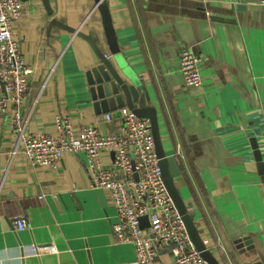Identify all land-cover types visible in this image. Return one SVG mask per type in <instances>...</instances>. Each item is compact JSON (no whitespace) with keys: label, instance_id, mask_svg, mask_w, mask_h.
<instances>
[{"label":"crops","instance_id":"crops-1","mask_svg":"<svg viewBox=\"0 0 264 264\" xmlns=\"http://www.w3.org/2000/svg\"><path fill=\"white\" fill-rule=\"evenodd\" d=\"M107 3L118 55L95 0H50L52 14L43 0L24 1L14 26L33 70L24 116L38 97L27 130L55 134L60 114L76 131L119 127L118 120L103 119L107 113L90 96L86 71L98 55L57 20L92 36L115 67L122 62L136 73L157 109L175 186L222 264H264V163L253 145L257 140L264 159V6L259 0ZM182 48L201 58L200 87L185 85ZM16 135L0 114V264H129L135 248L113 235L114 198L91 183L85 154L66 152L54 168L32 164L20 153L11 157ZM18 214L27 222L23 230L16 229ZM32 243L37 253H24Z\"/></svg>","mask_w":264,"mask_h":264},{"label":"built area","instance_id":"built-area-1","mask_svg":"<svg viewBox=\"0 0 264 264\" xmlns=\"http://www.w3.org/2000/svg\"><path fill=\"white\" fill-rule=\"evenodd\" d=\"M259 3L264 6V0ZM24 9L23 0H0V114L8 117L17 134L11 157L20 153L32 164L54 168L64 153H84L91 183L96 188L109 190L114 198L118 219L112 224L113 235L118 242L130 243L135 248V257L129 264H208L195 247L164 182L148 117L122 107L119 112H108L103 117L118 120L119 127L112 132H102L97 124L76 131L71 120L62 114L56 117V134L27 130L38 97L32 100L24 116L21 106L33 70L26 64L14 31ZM179 58L185 85L200 87L203 83L200 56L190 48H182ZM108 154L110 162L104 160ZM145 216L148 224L142 225L141 218ZM14 220L17 230L27 227L23 216L18 214ZM22 249L27 254L37 253L34 243ZM166 253L170 255L169 260L163 259Z\"/></svg>","mask_w":264,"mask_h":264},{"label":"water","instance_id":"water-1","mask_svg":"<svg viewBox=\"0 0 264 264\" xmlns=\"http://www.w3.org/2000/svg\"><path fill=\"white\" fill-rule=\"evenodd\" d=\"M95 1L97 2V8H99L102 15L105 35L107 37L111 53L118 55L120 48L117 44V38L113 28L111 12L107 0ZM43 2L47 11L52 14L50 0H43ZM54 23L85 38L91 44L93 50L99 57V61L86 71L90 96L95 107L98 110L99 108H102V110L106 113L110 110L113 111L118 108L128 107L137 115L148 117L151 120L156 143V151L160 157V165L162 168L164 182L185 220L187 230L194 242V245L201 251L202 256L207 260L208 264H222L220 259L205 242L193 219V216L190 214L180 192L175 186L173 172L169 166V159L164 149L161 137L157 109L147 103L145 94L140 88V80L136 77V73L128 69V67L122 62H117V67H115L108 56H106L99 48L96 40L92 36L69 27L57 20H55ZM253 145L256 148L257 160L260 164L264 163L262 151L259 148L257 140H254ZM141 223L142 225L148 224V217H142ZM243 239L247 240L248 238ZM241 241L242 239H239L238 242Z\"/></svg>","mask_w":264,"mask_h":264},{"label":"bare ground","instance_id":"bare-ground-1","mask_svg":"<svg viewBox=\"0 0 264 264\" xmlns=\"http://www.w3.org/2000/svg\"><path fill=\"white\" fill-rule=\"evenodd\" d=\"M56 134V133H55Z\"/></svg>","mask_w":264,"mask_h":264}]
</instances>
